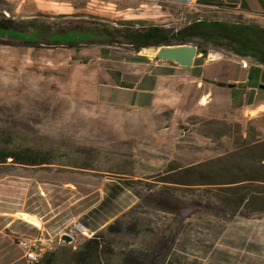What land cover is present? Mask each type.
<instances>
[{
	"label": "rangeland",
	"instance_id": "1",
	"mask_svg": "<svg viewBox=\"0 0 264 264\" xmlns=\"http://www.w3.org/2000/svg\"><path fill=\"white\" fill-rule=\"evenodd\" d=\"M67 1L82 6L89 0ZM6 7L0 0V11ZM161 7L171 8L147 22L176 31L197 20L264 29L262 18L228 10L194 4ZM117 20L113 22L120 23ZM53 24L89 28L94 38L85 40L87 46H109L116 61L130 59L135 52L124 38L115 36V42L109 43L103 35L107 31L113 37L114 30L124 29L90 19ZM6 41L0 37V42ZM51 45L35 46L63 48ZM203 46L208 53L195 60L199 78L209 83L221 79L226 84L237 79L244 84L233 89L210 86L212 95L205 92L207 85L202 93L180 87L181 97L173 98L169 107L150 111L89 102L70 67L14 62L0 50V141L10 149L41 151L55 166L0 164V214L25 207L22 203L30 193L36 198L40 181L50 173L66 172L65 168L121 177L137 199L103 230L87 236L72 233L71 243L46 251L37 263L53 259V264H125L132 256L142 264H264V214L231 215L209 208L205 193L189 186L197 181L194 175H177L185 168L206 164L211 181L242 180L251 174L248 160L264 156V90L259 88L264 86V67L249 62V69L244 70L226 45ZM219 52L224 55L213 58ZM165 181L189 185H166ZM163 188L168 189L162 192ZM72 225L65 233H70Z\"/></svg>",
	"mask_w": 264,
	"mask_h": 264
},
{
	"label": "crops",
	"instance_id": "2",
	"mask_svg": "<svg viewBox=\"0 0 264 264\" xmlns=\"http://www.w3.org/2000/svg\"><path fill=\"white\" fill-rule=\"evenodd\" d=\"M2 1L7 7L0 11V16L14 22L19 19L25 27L22 35L0 32V37L7 40L0 42V50H4L7 60L21 63L37 61L55 68L70 67L76 85L83 86L84 98L89 102L140 111L169 107L173 98L181 97L180 87H191L193 92L202 93L207 85L205 92L210 95L213 94L210 86L220 87L199 78L200 66L195 60L192 67L180 68L156 60V50L148 48L131 53L130 59L123 57L116 61L109 46H87L85 40L94 38L89 28L78 29L69 25L60 28L53 24L55 21L90 19L119 29V23L113 20L120 18L118 22L132 23L137 28L141 26V21L160 18L171 8L162 5L181 7L191 4L264 20V0H195L193 3L189 0H124L123 4L111 0H89L82 6L67 0ZM46 40L56 41L63 48L45 50L28 44ZM67 41L78 46L65 47L63 44ZM215 81L221 82V79ZM228 83L236 84L238 88L243 82L230 79ZM51 165L55 168L53 163L48 166ZM64 170L67 171L62 174L50 173L51 176L39 182L36 198L30 193L22 203L27 208L0 214V264H26L17 245L19 240L62 236L65 229L74 223L93 235L137 201L135 195L122 184L121 177L79 167ZM20 214L33 216L39 226L23 221Z\"/></svg>",
	"mask_w": 264,
	"mask_h": 264
},
{
	"label": "trees",
	"instance_id": "3",
	"mask_svg": "<svg viewBox=\"0 0 264 264\" xmlns=\"http://www.w3.org/2000/svg\"><path fill=\"white\" fill-rule=\"evenodd\" d=\"M118 25L120 26L119 29L124 30H114L115 35L113 34V37L112 34L108 35L107 31L103 35L109 37V43L115 42L117 36L124 38L134 48L135 52L140 49H159L163 46L192 44L193 47L205 50L208 53L207 47L203 46V43L211 44L214 47L226 45L234 50V54H241L244 58L252 59L256 65L264 67V29L262 28L245 24L228 25L205 20L192 21L178 31L147 21H141V26L137 28H134L132 23L124 22ZM2 31L4 33H14L15 36L17 33L22 35L25 27L21 22L15 23L0 16V32ZM21 35L19 36L21 37ZM195 40H200L203 43L196 44ZM46 41V43L45 41H33L28 44L60 45L56 41ZM63 45L68 48L78 46V44L71 41H67ZM40 152L31 148L10 149L0 141V164L11 163L18 165V167L50 165L51 160ZM205 166L206 164H200L197 167H188L177 174L183 176V174L192 173L197 180L195 184L189 185L176 181H165L164 183L166 185H189L201 189L205 193L203 198L206 199L205 204L207 207L222 209L231 215L238 213H245L246 215L252 213L264 214V156L248 160L246 168L250 169L251 174L249 177L226 183L209 180L210 174L205 170ZM253 187L256 189L253 190ZM164 189L168 188H163L162 192ZM200 200L199 202H202L203 199ZM53 262V259L52 261L44 259L37 264H53ZM124 263L142 264L132 256L128 257Z\"/></svg>",
	"mask_w": 264,
	"mask_h": 264
},
{
	"label": "built area",
	"instance_id": "4",
	"mask_svg": "<svg viewBox=\"0 0 264 264\" xmlns=\"http://www.w3.org/2000/svg\"><path fill=\"white\" fill-rule=\"evenodd\" d=\"M195 0H189L190 3H193ZM224 55L223 52L213 54V58L220 59ZM236 60H238L240 67L244 70L249 69L250 63L254 64V61L246 60V58L238 57L237 55L233 56ZM250 62V63H249ZM72 233H81L86 236L88 233L85 228L80 226L79 224L74 223L70 230V233H65L72 238ZM60 235L57 237H46L45 239H32V240H19L17 245L22 250V258L28 263H37L41 257V254L46 251H52L55 247L59 246L62 242L60 240Z\"/></svg>",
	"mask_w": 264,
	"mask_h": 264
},
{
	"label": "water",
	"instance_id": "5",
	"mask_svg": "<svg viewBox=\"0 0 264 264\" xmlns=\"http://www.w3.org/2000/svg\"><path fill=\"white\" fill-rule=\"evenodd\" d=\"M207 54L205 50H199L193 45L182 46H163L156 49L154 58L160 62L174 64L180 68H190L193 66L194 60L202 59ZM211 84L226 89L236 88V84H226L224 82H210ZM260 89L264 90V87ZM62 243H71V237L64 234L60 237Z\"/></svg>",
	"mask_w": 264,
	"mask_h": 264
},
{
	"label": "bare ground",
	"instance_id": "6",
	"mask_svg": "<svg viewBox=\"0 0 264 264\" xmlns=\"http://www.w3.org/2000/svg\"><path fill=\"white\" fill-rule=\"evenodd\" d=\"M21 218L25 219L24 221L30 224H33L35 227L39 226V223L36 221V219L29 215V214H20Z\"/></svg>",
	"mask_w": 264,
	"mask_h": 264
}]
</instances>
